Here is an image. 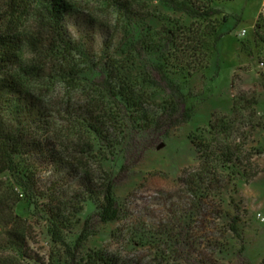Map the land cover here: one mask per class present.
<instances>
[{
	"label": "trees",
	"instance_id": "trees-1",
	"mask_svg": "<svg viewBox=\"0 0 264 264\" xmlns=\"http://www.w3.org/2000/svg\"><path fill=\"white\" fill-rule=\"evenodd\" d=\"M100 1L113 23L70 0H0V177L8 175L0 180V225L13 253L0 264H21L26 254L23 220L14 210L21 198L45 217L51 239L65 245V229L84 204L96 207L85 223L118 218L111 173L97 171L117 164L126 140L190 117L181 81L216 46L212 0ZM149 2L190 22L171 27L161 12H142ZM60 87L67 90L63 98ZM218 139L193 140L197 179L189 182L201 198L210 189L204 183L213 182L240 149ZM49 183L56 194L39 191ZM157 235L163 234H141L137 241ZM165 235L170 246L175 243ZM84 236L83 229L77 242ZM169 250L161 260H171ZM64 264L131 263L96 250Z\"/></svg>",
	"mask_w": 264,
	"mask_h": 264
},
{
	"label": "rangeland",
	"instance_id": "rangeland-1",
	"mask_svg": "<svg viewBox=\"0 0 264 264\" xmlns=\"http://www.w3.org/2000/svg\"><path fill=\"white\" fill-rule=\"evenodd\" d=\"M70 1L96 20L113 23L110 9L100 0ZM141 6L142 12L149 7L164 14L171 27L190 22L154 2ZM211 6L218 10L211 19L218 25L216 46L205 50L200 67L181 81L190 117L128 138L117 164L107 163L97 171L111 173L118 218L85 223L96 207L84 204L65 229V245H58L47 233L45 217L19 197L14 210L23 220L26 245L21 264H64L96 250L131 264H264V0H212ZM185 54L186 60L192 58L189 51ZM39 85L46 93L48 86ZM60 90L63 98L67 90ZM177 117L178 113L172 120ZM228 124L230 130L224 127ZM213 135L240 149L213 182L204 183L210 189L201 198L189 182L197 179L193 140L212 142ZM42 188L40 192L56 194L53 183ZM1 227L0 257L9 258L13 253L5 247L7 234ZM83 229L85 236L77 242ZM157 233L163 235L137 241L141 234ZM165 234L175 243L170 246ZM170 248L171 260H161Z\"/></svg>",
	"mask_w": 264,
	"mask_h": 264
},
{
	"label": "built area",
	"instance_id": "built-area-1",
	"mask_svg": "<svg viewBox=\"0 0 264 264\" xmlns=\"http://www.w3.org/2000/svg\"><path fill=\"white\" fill-rule=\"evenodd\" d=\"M243 32H244V31H243ZM243 32H242V33H243Z\"/></svg>",
	"mask_w": 264,
	"mask_h": 264
}]
</instances>
